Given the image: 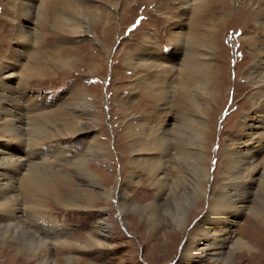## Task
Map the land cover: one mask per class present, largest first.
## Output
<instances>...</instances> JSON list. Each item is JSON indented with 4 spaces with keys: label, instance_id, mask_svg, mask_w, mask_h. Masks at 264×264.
<instances>
[{
    "label": "rangeland",
    "instance_id": "1",
    "mask_svg": "<svg viewBox=\"0 0 264 264\" xmlns=\"http://www.w3.org/2000/svg\"><path fill=\"white\" fill-rule=\"evenodd\" d=\"M256 4L264 0H0V107L13 96L7 108L21 109L22 148L39 157L22 179L38 169L55 190L37 194L35 206L22 181L11 194L24 208L23 239L29 209L43 213L54 249L42 248L41 261L216 264L183 261L182 248L220 228L207 212L236 177L225 165L240 137L244 156L261 151V172L229 245L250 233L264 208V128L246 136L264 118L249 78L264 59ZM201 121L206 143L191 139ZM18 236H0V263L15 264L4 253L22 251ZM93 237L103 246L89 249ZM59 241L71 249L57 253ZM256 244L252 264H264V240Z\"/></svg>",
    "mask_w": 264,
    "mask_h": 264
},
{
    "label": "bare ground",
    "instance_id": "2",
    "mask_svg": "<svg viewBox=\"0 0 264 264\" xmlns=\"http://www.w3.org/2000/svg\"><path fill=\"white\" fill-rule=\"evenodd\" d=\"M184 3L188 5L187 8H191V6L194 5V3L190 1H184ZM29 5L30 4H28L27 6ZM256 8H258V12L254 14V17L256 15L258 16H256L257 18L255 23L259 26V28H261L262 35L264 36V23L260 22L258 19L264 17V7L262 5H257ZM28 15H26L25 13V15L23 16V20H26L25 17ZM22 24V26L25 27V31L30 28L29 22L27 24ZM248 40L249 43L253 45L252 40ZM257 46H261V43ZM257 54L261 55V52H257ZM262 58L260 59L262 61L259 62L256 72H252L251 75H249V78L254 81V84H256V93L262 97L263 100L261 101V104L262 107H264V59ZM189 61L192 60L190 59ZM196 68V71H198L199 67L197 66ZM7 69L8 68L4 69V71L6 72ZM10 76L13 79L15 75L12 74ZM196 82L203 84V87L206 84L204 77L201 75L197 77ZM191 84L193 86V82ZM195 87L201 89V86L197 84L195 85ZM6 96L7 95H5V97ZM12 97L10 98L12 99ZM10 98L8 99V97H6L3 101H10ZM8 101L6 102V106L4 103V106L0 107V133L4 134L5 137H7V141H2L0 139V145L3 147V149H0V198H3V200L8 199L7 202L0 204V236L10 234L13 231H19L20 236L14 239H16L18 243L21 242L19 244L22 251H18L16 253H12V251H5L4 256L6 260L10 261L12 260V258H14L15 264H30L31 257H34L38 264H48L41 261L42 248H47L50 250H53L54 248H52V243H50V240H47L48 237H50L48 233H51V231L48 229V227L43 229V225H41L43 223V213L38 212V210H36L34 207L29 209L27 215L29 217V221L33 224V226L31 228L27 227L25 229V238L23 239L22 231L19 229V221L22 220V213L24 208L18 201L13 199V196H11V194L17 189L16 184H20V182L22 181L23 188L25 189L26 194L29 197L28 202L35 206V196L37 194H39L40 196L47 192L55 194V190L52 187L53 183L47 181L48 177H46L38 169L34 168L35 170L28 176L27 179H22V177L24 176L23 173H25L24 171H26L27 167H29L30 160H36L39 157L37 154L26 157V151L22 147H26L28 144L22 141L24 140L22 138V135L19 136L25 131V129L22 127V123L24 121L23 115L19 113L21 109H17L18 107L14 108L12 105V109H9V107L7 108V105L11 106V104H13V102L10 103ZM261 128H264V118L259 121L257 120L254 124L250 125L248 129L249 132L246 134V136L251 137L252 141L254 138H259L255 131ZM189 130L193 133V137L191 139H197L198 142L203 141L206 143V141H204L205 128L202 121L199 123V125L191 126ZM25 135L26 134H24V136ZM242 138L240 137L239 140H241ZM238 141L229 149L230 153H235L236 151L238 153L233 158L230 157L231 154L228 155V160L225 165V168L227 170H230V174L236 175V177L230 182H227V179L224 180L219 188L220 192L218 193L217 203L214 204V201L212 200V205L209 207L207 212L208 214H213L212 218L209 221L210 224H216V226L220 228H215L218 229V231H216L215 229L210 230L208 228H205L202 230L203 235L198 240L191 241L187 245H185L182 248L181 255L183 261L187 258H193L194 262L196 261L195 257H197L200 261L204 259H210L216 264H228L226 263V259L229 258L232 254L235 259L234 264L244 262H246L247 264H252L255 261L254 259L258 251V249H255L257 245L256 241L260 238H262V241L264 240V208L260 210L262 213L260 216L255 215L252 217L255 219L250 220L251 224H249L248 226L250 227V233L245 235L244 237L241 236L237 240L235 247L229 245L230 238L235 232L234 227L237 224L239 216L246 208L247 203L249 202V198L254 194V190L257 187V182L259 180L258 175L261 172L259 169H257V165H255L259 155H261V151L259 150L254 154L244 156L245 153L242 149L247 144V141ZM236 145H238V147H236ZM200 148H206V144L201 143ZM38 164L39 163L37 162L36 165ZM14 168L17 169L16 172H12V169ZM6 196L9 197L5 198ZM14 221H16V223H14ZM56 235L58 236V234ZM96 235H98L99 238H101L102 236V234L98 232H96ZM213 235L215 237L212 240L211 237ZM22 241H25V243H22ZM59 243V245L62 247H58L57 253L65 252L66 250L71 249L70 246L64 244V242L59 241ZM88 244L89 249L91 247L103 246L94 237L88 239ZM75 249L79 248L75 247ZM66 261L68 264H73L74 262H79V264L83 263L76 257H68ZM257 264L259 263L257 262Z\"/></svg>",
    "mask_w": 264,
    "mask_h": 264
}]
</instances>
